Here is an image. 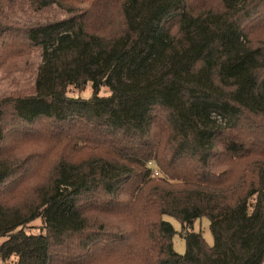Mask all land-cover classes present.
I'll return each instance as SVG.
<instances>
[{
  "label": "trees",
  "instance_id": "16d2710c",
  "mask_svg": "<svg viewBox=\"0 0 264 264\" xmlns=\"http://www.w3.org/2000/svg\"><path fill=\"white\" fill-rule=\"evenodd\" d=\"M23 2L68 15L0 25V64L42 59L33 94L0 100L1 259L261 264L264 0Z\"/></svg>",
  "mask_w": 264,
  "mask_h": 264
},
{
  "label": "rangeland",
  "instance_id": "374dc122",
  "mask_svg": "<svg viewBox=\"0 0 264 264\" xmlns=\"http://www.w3.org/2000/svg\"><path fill=\"white\" fill-rule=\"evenodd\" d=\"M112 15L115 18V7H112ZM64 8L59 5H53L41 10H34L27 6L23 0H0V25L5 23H13L17 25L28 26L34 23H42L48 21L59 20L67 17ZM23 56L8 59L7 62L0 64V100L5 97L24 96L34 93V82L37 77V72L42 64L41 50L31 49L25 50ZM92 88L90 83H87L83 90L70 86L67 95L73 97L88 98L91 96ZM109 91L106 87H102L99 95H108ZM67 149H65L66 152ZM77 157L87 156L86 151L74 152ZM163 219L169 221L176 233L173 235V249L183 254L186 250L185 240L180 235L181 223L176 218L163 215ZM27 233L38 234L43 231V222L37 218L29 223L26 229ZM192 230L200 232L208 245H212L213 237L209 229V220L207 217H201L193 222ZM4 237H0V244L4 241ZM17 258L11 256L8 259L2 260L0 264H16ZM261 264H264V260Z\"/></svg>",
  "mask_w": 264,
  "mask_h": 264
},
{
  "label": "built area",
  "instance_id": "2783aa9c",
  "mask_svg": "<svg viewBox=\"0 0 264 264\" xmlns=\"http://www.w3.org/2000/svg\"><path fill=\"white\" fill-rule=\"evenodd\" d=\"M148 165L153 168L154 175H159V170L154 166V164L151 161L148 162Z\"/></svg>",
  "mask_w": 264,
  "mask_h": 264
}]
</instances>
